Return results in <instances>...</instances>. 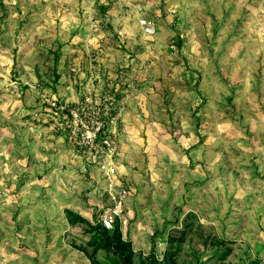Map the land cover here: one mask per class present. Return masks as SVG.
I'll return each mask as SVG.
<instances>
[{
	"label": "rangeland",
	"instance_id": "obj_1",
	"mask_svg": "<svg viewBox=\"0 0 264 264\" xmlns=\"http://www.w3.org/2000/svg\"><path fill=\"white\" fill-rule=\"evenodd\" d=\"M102 123L130 264H264V0H0V264H126Z\"/></svg>",
	"mask_w": 264,
	"mask_h": 264
},
{
	"label": "built area",
	"instance_id": "obj_2",
	"mask_svg": "<svg viewBox=\"0 0 264 264\" xmlns=\"http://www.w3.org/2000/svg\"><path fill=\"white\" fill-rule=\"evenodd\" d=\"M142 23L146 25L151 24V22L146 19H144ZM52 105L58 109L66 108L64 104H59L57 101H53ZM80 111L81 108L78 107V113H76L75 110H71V113L76 117V125L85 126L82 116H79V114L81 113ZM77 128L78 127H76V129ZM102 133H104L103 136H101ZM86 139L87 140H85L84 143L90 145L91 147H96V145L99 147L101 146V150H104L103 148H108L107 154L109 158L106 157L105 159L101 160L100 166L101 169L108 175V180L110 183V188L108 191L111 195L112 202L108 208L104 209L103 212H101L98 221L102 224L103 227L107 229H113L118 218L122 216V213L125 210L126 198L128 196V189L126 185L121 182V180L118 181V175H120L119 168L111 159L114 155L115 150L114 141L112 139V136L110 135V132H107V129H105L104 123H102V125H98L96 128L88 130Z\"/></svg>",
	"mask_w": 264,
	"mask_h": 264
},
{
	"label": "trees",
	"instance_id": "obj_3",
	"mask_svg": "<svg viewBox=\"0 0 264 264\" xmlns=\"http://www.w3.org/2000/svg\"><path fill=\"white\" fill-rule=\"evenodd\" d=\"M101 228L103 229L104 236L107 240V243L110 247H112L115 253H118L123 256L124 261L126 264L131 263V241H123L122 233L119 227L113 228V232L109 233L110 229H107L100 224Z\"/></svg>",
	"mask_w": 264,
	"mask_h": 264
}]
</instances>
